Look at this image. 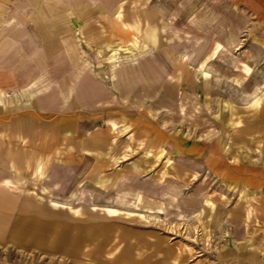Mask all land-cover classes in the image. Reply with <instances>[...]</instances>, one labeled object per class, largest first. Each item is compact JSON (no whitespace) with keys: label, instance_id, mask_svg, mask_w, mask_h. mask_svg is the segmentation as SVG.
I'll return each mask as SVG.
<instances>
[{"label":"rangeland","instance_id":"374dc122","mask_svg":"<svg viewBox=\"0 0 264 264\" xmlns=\"http://www.w3.org/2000/svg\"><path fill=\"white\" fill-rule=\"evenodd\" d=\"M26 3L15 0L11 8L0 0L2 17L28 12ZM73 4L104 12L115 32L100 50L79 38L69 66L55 71L86 81L87 92L55 100L79 114L32 119L80 123L83 153L96 135L97 159L83 154L75 175L71 136L28 133L33 162L20 170L26 178L2 185L29 203L58 207V229L49 238L58 243H0V264H202L211 246L203 243L205 210L217 198V182L203 175L204 151L223 141L237 159L263 156L264 0ZM19 23L24 27L26 18ZM66 86L70 92L81 84ZM28 205L20 212L25 225Z\"/></svg>","mask_w":264,"mask_h":264},{"label":"crops","instance_id":"0c3cea01","mask_svg":"<svg viewBox=\"0 0 264 264\" xmlns=\"http://www.w3.org/2000/svg\"><path fill=\"white\" fill-rule=\"evenodd\" d=\"M14 1L9 0L11 8ZM26 2L28 12L10 11L4 14L6 17L0 12L2 22L6 20L0 26V243L37 248L46 242L58 243V239H49L52 229H58V207L34 199L29 203L30 200L22 199L23 192L12 191L14 187L9 183L10 188H5L2 182L19 183L24 181L19 176L26 178L20 170L33 162L28 159V133L31 132H39V137L44 132H62L65 139L71 136L69 149L75 156L71 168L76 172L82 166L83 127L80 123H64L62 127L58 125L61 123L53 122L39 125L34 124L32 117L59 114L76 117L79 114L77 111L66 113L67 100L60 103L55 100L64 93V97L69 98L70 94L87 92L89 88L84 90L82 86L85 80L80 76L60 75V71L55 74V71L69 66L68 59L73 58L80 47L79 38L81 45L100 50L110 44L109 36H113L115 30L109 17H104V12L92 11L89 4L81 9L72 5L74 0ZM22 16L26 18L24 27L19 23ZM9 20L13 23L8 25ZM79 83L81 86L70 88L69 92L67 84ZM19 97L23 101H18ZM90 139L95 142L84 155L89 154L94 160L98 140L96 135H91ZM260 142L263 156L259 159L255 156L237 159L223 141L212 145L211 149L209 145V150L204 151L203 175L217 182V198L205 210L208 231L203 243L211 246L205 247L208 254H203L202 264H264V135ZM79 173L75 175H81V171ZM171 192L177 198V191ZM28 204L32 206V216L29 225H25L20 221L24 217L20 212ZM194 210L188 208V211ZM14 211L15 216L7 215ZM54 236L58 237L56 232Z\"/></svg>","mask_w":264,"mask_h":264}]
</instances>
